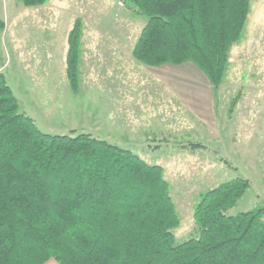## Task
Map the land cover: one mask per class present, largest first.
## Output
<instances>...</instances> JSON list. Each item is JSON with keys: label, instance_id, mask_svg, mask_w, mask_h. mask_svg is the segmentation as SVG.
I'll use <instances>...</instances> for the list:
<instances>
[{"label": "trees", "instance_id": "obj_1", "mask_svg": "<svg viewBox=\"0 0 264 264\" xmlns=\"http://www.w3.org/2000/svg\"><path fill=\"white\" fill-rule=\"evenodd\" d=\"M124 1L147 17L131 51L137 61H191L214 88L220 85L251 0ZM81 32L76 18L66 55L73 91ZM239 97L231 99L229 113ZM184 147L206 146L191 141ZM249 186L248 178L236 176L199 192L193 205L198 233L175 243L180 215L162 166L90 132L42 131L20 110L0 60V264L49 258L60 264H264V205L227 212Z\"/></svg>", "mask_w": 264, "mask_h": 264}, {"label": "rangeland", "instance_id": "obj_2", "mask_svg": "<svg viewBox=\"0 0 264 264\" xmlns=\"http://www.w3.org/2000/svg\"><path fill=\"white\" fill-rule=\"evenodd\" d=\"M76 18L82 32L79 87L73 91L66 55ZM146 19L124 0H47L31 6L0 0V60L20 110L42 131L90 132L162 166L180 215L173 229L177 243L198 233L193 205L199 192L217 183L236 176L250 180L229 214L264 205V0L250 1L240 35L248 46L237 48L215 88L216 130L194 121L184 102L132 56ZM191 141L206 147H184Z\"/></svg>", "mask_w": 264, "mask_h": 264}, {"label": "crops", "instance_id": "obj_3", "mask_svg": "<svg viewBox=\"0 0 264 264\" xmlns=\"http://www.w3.org/2000/svg\"><path fill=\"white\" fill-rule=\"evenodd\" d=\"M245 43L239 39L231 46L229 65L235 61L233 56L238 55L237 48L248 46ZM144 66L158 81L164 83L174 95L184 102L186 111L194 121H197L204 129L216 130L219 126V113L215 108L217 102L215 88L196 64L185 61L179 64L163 63L158 66ZM43 264L60 263L49 258Z\"/></svg>", "mask_w": 264, "mask_h": 264}, {"label": "built area", "instance_id": "obj_4", "mask_svg": "<svg viewBox=\"0 0 264 264\" xmlns=\"http://www.w3.org/2000/svg\"><path fill=\"white\" fill-rule=\"evenodd\" d=\"M122 2L121 1H119V4H121Z\"/></svg>", "mask_w": 264, "mask_h": 264}]
</instances>
